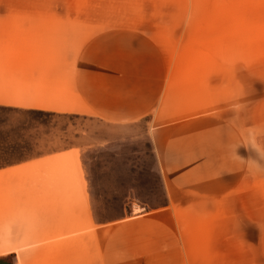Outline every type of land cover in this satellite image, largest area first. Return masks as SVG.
Masks as SVG:
<instances>
[{"label": "rangeland", "instance_id": "1", "mask_svg": "<svg viewBox=\"0 0 264 264\" xmlns=\"http://www.w3.org/2000/svg\"><path fill=\"white\" fill-rule=\"evenodd\" d=\"M0 16L72 19L63 26L80 41L160 72L169 105L155 123L201 116L231 140L222 194L170 216L184 264H264V0H0ZM152 122L0 106V168L43 162L0 174V264H70V252L85 264L102 225L164 206ZM51 226L64 231L46 234ZM40 240L77 248L39 249Z\"/></svg>", "mask_w": 264, "mask_h": 264}, {"label": "crops", "instance_id": "2", "mask_svg": "<svg viewBox=\"0 0 264 264\" xmlns=\"http://www.w3.org/2000/svg\"><path fill=\"white\" fill-rule=\"evenodd\" d=\"M64 21L72 19L0 16V106L109 121L148 116L157 124L169 105L160 72L147 76L142 67L112 59L110 46L95 39L80 41L79 33L64 28ZM208 121L200 116L152 127L167 202L102 225L106 231L102 240L88 237L85 264H184L185 245L178 234L183 229L170 216L185 215L189 206L222 194L217 170L231 151V140H217L215 124ZM40 163L1 167L0 174H18ZM62 231V226H51L45 233ZM72 243L40 240L36 248H73ZM69 256L70 264H79L72 252ZM37 260L16 257L14 264H37ZM39 262L43 264V258Z\"/></svg>", "mask_w": 264, "mask_h": 264}]
</instances>
